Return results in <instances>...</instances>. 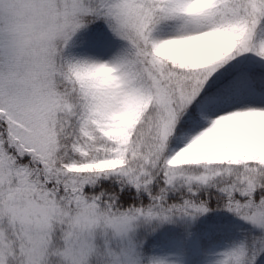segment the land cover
Segmentation results:
<instances>
[{
	"label": "snow or ice",
	"instance_id": "obj_1",
	"mask_svg": "<svg viewBox=\"0 0 264 264\" xmlns=\"http://www.w3.org/2000/svg\"><path fill=\"white\" fill-rule=\"evenodd\" d=\"M55 8L63 24L47 93L0 77V209L21 203L46 220L100 206L118 214L124 238L142 221L204 215L211 196L254 236L218 264H264V0ZM13 55L0 39V62ZM106 180L150 202L122 210ZM15 250L0 237V264H14Z\"/></svg>",
	"mask_w": 264,
	"mask_h": 264
},
{
	"label": "clouds",
	"instance_id": "obj_2",
	"mask_svg": "<svg viewBox=\"0 0 264 264\" xmlns=\"http://www.w3.org/2000/svg\"><path fill=\"white\" fill-rule=\"evenodd\" d=\"M55 4L56 0H0V39L14 54L11 66L7 57L0 62V77L29 95L48 91L45 65L63 24ZM23 207L16 203L0 209V237L6 235L16 245L14 264H137L130 250L101 251L97 243L98 238H122L125 233L123 221L110 209L82 205L61 214L58 208L56 216L43 220L23 215ZM53 222L60 229L58 237Z\"/></svg>",
	"mask_w": 264,
	"mask_h": 264
},
{
	"label": "trees",
	"instance_id": "obj_3",
	"mask_svg": "<svg viewBox=\"0 0 264 264\" xmlns=\"http://www.w3.org/2000/svg\"><path fill=\"white\" fill-rule=\"evenodd\" d=\"M102 185L119 195L122 210L132 205L146 206L150 202L146 193H137L134 187L128 186L121 191L120 185L111 180L102 181ZM202 198L208 199L210 211L195 219L177 217L167 222H140L135 228L134 239L144 254L151 255L179 246L181 264H209L214 257V246H236L245 241L252 243L254 236L250 225L235 214L226 213V209L217 207L214 197ZM180 199L179 193L169 196L173 202H180Z\"/></svg>",
	"mask_w": 264,
	"mask_h": 264
},
{
	"label": "rangeland",
	"instance_id": "obj_4",
	"mask_svg": "<svg viewBox=\"0 0 264 264\" xmlns=\"http://www.w3.org/2000/svg\"><path fill=\"white\" fill-rule=\"evenodd\" d=\"M226 213H231L226 210ZM137 228V227H136ZM135 229L128 237H108V238H98L97 243L100 245L101 251L105 249H115L117 251L130 250L134 257L136 258L137 264H153L154 261H164L165 264H181L179 253L180 248L170 247L165 251H156L151 255H145L144 251L138 247L134 239ZM234 246L225 247H213L214 257L211 258L209 264H218V262L223 258V253L228 251ZM208 264V263H207Z\"/></svg>",
	"mask_w": 264,
	"mask_h": 264
}]
</instances>
